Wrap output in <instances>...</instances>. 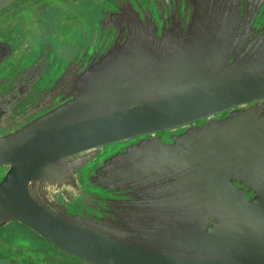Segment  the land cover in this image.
Returning a JSON list of instances; mask_svg holds the SVG:
<instances>
[{"label": "water", "instance_id": "95a60500", "mask_svg": "<svg viewBox=\"0 0 264 264\" xmlns=\"http://www.w3.org/2000/svg\"><path fill=\"white\" fill-rule=\"evenodd\" d=\"M109 3L86 66L0 82L46 94L0 135V227L85 264H264V0Z\"/></svg>", "mask_w": 264, "mask_h": 264}, {"label": "rangeland", "instance_id": "374dc122", "mask_svg": "<svg viewBox=\"0 0 264 264\" xmlns=\"http://www.w3.org/2000/svg\"><path fill=\"white\" fill-rule=\"evenodd\" d=\"M96 1L20 0L0 13V40L13 45V50L18 51V55L8 64H19L21 56L32 60L34 54L42 47L51 51L50 57L55 63L69 62L76 55H84L87 49L90 50L97 45L95 30L102 16L100 13L103 8H110L109 0L104 4ZM10 65L5 64L3 67L7 68ZM117 145L104 147V153ZM102 158L103 156L98 157V163ZM93 167L94 164L89 165L88 171ZM2 174L3 170H0V177ZM82 184L87 185L85 181ZM26 230L15 222L7 223L0 228L2 259L23 258L30 264H80L45 242L30 240L27 236H31L32 233ZM21 263L23 264L22 261Z\"/></svg>", "mask_w": 264, "mask_h": 264}, {"label": "flooded vegetation", "instance_id": "af4514ba", "mask_svg": "<svg viewBox=\"0 0 264 264\" xmlns=\"http://www.w3.org/2000/svg\"><path fill=\"white\" fill-rule=\"evenodd\" d=\"M18 1H15L14 3H12L11 5H9L8 7H6L5 9H3L0 13H3L4 11H6L7 9H9L10 7L14 6ZM106 0H97L96 2L101 3L105 2ZM104 9V8H103ZM103 27L104 26V20L103 17H101L100 20H98L97 22V27L95 32L97 33V36H95L96 39V43L97 45L93 48H91L90 50L87 49L85 51L84 55H76L73 57V59L69 62H74L75 63V68L78 69L83 66H86V60L85 57L87 55H90L91 53H93V55H99V49L101 48V46L105 43V36L103 35ZM94 33V31H93ZM25 46H23L24 48ZM22 48V49H23ZM50 50H47L46 48L42 47L40 51H38L37 53H35L34 56V60H33V66H36L38 63L42 64V65H46V63H48L49 67H53V65H55L54 61H52L51 57H50ZM18 51L13 50V45L9 44V43H4L1 42L0 40V82L5 81V79H11L14 75H16L24 66L25 62L28 59H26V57L21 56L20 59L18 60L19 64H8L9 61H11V59H13L14 56H17ZM69 62H62V63H69ZM57 63H61V62H57ZM10 65L9 67L5 68L3 67V65ZM24 80V78L22 79ZM46 98V94L45 93H41V94H32L30 92H26L24 90V88L19 87L17 84H14L12 87H10L9 91H5V93H0V135H4L5 131L11 129V128H16L21 126L22 124H24L25 121L30 119L31 115H35L32 114L30 112L31 108L33 106L38 105L39 103H41L43 100H45ZM181 133L180 130H176L174 132H168V133H162L159 134L161 136V140L163 141V143L169 144L171 143V136L177 135ZM147 138V136L145 137ZM140 139V138H139ZM139 139L136 140H131L128 143H123V144H118L117 146H114L111 149V151H106V153H103V158L101 159L102 161L100 163H98V160L94 163V167L92 168L91 171H88V168L86 167L84 170H82L79 174H80V182L83 183L84 181L86 182V177L89 175H92L95 171V169L103 162L104 159L110 157L111 155H113L116 152H120L124 149V147L130 143H136ZM105 152V149H104ZM0 170H3V174L2 176H4L5 174V168H0ZM1 179V177H0ZM253 194L251 193H247V198L249 200L253 199ZM70 208V207H69ZM69 211L71 212V209H69ZM11 223V222H9ZM16 223V222H15ZM7 224V223H6ZM5 224V225H6ZM18 224V223H17ZM3 225V226H5ZM21 227H23L26 231H29L30 233H32L31 236H27V238H29L30 240H33L35 242H43L44 240H42L38 235H36L34 232H32L30 229H28L26 226L19 224ZM2 226V227H3ZM1 228V227H0ZM46 242V241H44ZM43 242V243H44ZM48 245H50L48 242H46ZM52 246V245H50ZM54 247V246H53ZM55 248V247H54ZM62 255H65L64 253H62ZM68 257V256H67ZM70 257V256H69ZM8 258V259H7ZM5 259H2L0 257V264H22L21 261L23 262V264H30L28 261H26L23 258H19V259H15V257H7ZM74 259V258H73ZM83 264V262H82Z\"/></svg>", "mask_w": 264, "mask_h": 264}, {"label": "trees", "instance_id": "16d2710c", "mask_svg": "<svg viewBox=\"0 0 264 264\" xmlns=\"http://www.w3.org/2000/svg\"><path fill=\"white\" fill-rule=\"evenodd\" d=\"M44 242V241H43ZM45 244H47L46 242H45ZM48 245V244H47ZM48 246H50V245H48ZM50 247H52L54 250H56V251H58V252H60V253H63V252H61L60 250H58V249H56V248H54L53 246H50ZM66 255V254H65ZM68 256V255H67ZM69 257V256H68ZM69 258H71V257H69ZM72 259H73V257H72ZM73 260H76L77 262H79L80 264H82V262L81 261H79V260H77V259H73Z\"/></svg>", "mask_w": 264, "mask_h": 264}]
</instances>
